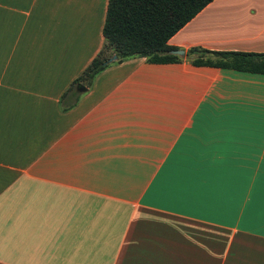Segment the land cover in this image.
<instances>
[{
    "label": "crops",
    "instance_id": "obj_1",
    "mask_svg": "<svg viewBox=\"0 0 264 264\" xmlns=\"http://www.w3.org/2000/svg\"><path fill=\"white\" fill-rule=\"evenodd\" d=\"M107 0H0V264H264V0H211L181 60L111 63Z\"/></svg>",
    "mask_w": 264,
    "mask_h": 264
},
{
    "label": "trees",
    "instance_id": "obj_2",
    "mask_svg": "<svg viewBox=\"0 0 264 264\" xmlns=\"http://www.w3.org/2000/svg\"><path fill=\"white\" fill-rule=\"evenodd\" d=\"M211 0H107L102 27L103 43L85 68L71 81L65 93L87 90L102 69L130 57L151 62L177 61L169 37ZM117 58L104 61L112 54ZM186 58L195 64L232 67L264 73V52L211 50L192 46Z\"/></svg>",
    "mask_w": 264,
    "mask_h": 264
},
{
    "label": "water",
    "instance_id": "obj_3",
    "mask_svg": "<svg viewBox=\"0 0 264 264\" xmlns=\"http://www.w3.org/2000/svg\"><path fill=\"white\" fill-rule=\"evenodd\" d=\"M172 53H175V54H183V49H172L171 50ZM117 58V54H112L110 57H108L104 63H109L113 60H115Z\"/></svg>",
    "mask_w": 264,
    "mask_h": 264
}]
</instances>
